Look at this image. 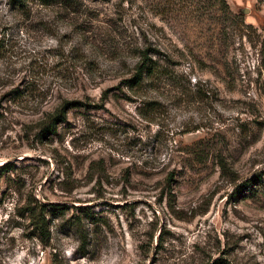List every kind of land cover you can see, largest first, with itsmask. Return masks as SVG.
<instances>
[{"label": "rangeland", "instance_id": "obj_1", "mask_svg": "<svg viewBox=\"0 0 264 264\" xmlns=\"http://www.w3.org/2000/svg\"><path fill=\"white\" fill-rule=\"evenodd\" d=\"M12 1L0 264H264V0Z\"/></svg>", "mask_w": 264, "mask_h": 264}, {"label": "trees", "instance_id": "obj_2", "mask_svg": "<svg viewBox=\"0 0 264 264\" xmlns=\"http://www.w3.org/2000/svg\"><path fill=\"white\" fill-rule=\"evenodd\" d=\"M14 3H19L21 0H13ZM12 1V2H13ZM39 1L42 5L44 6H49V5H54V4H57L59 2H61V4L65 7H72L73 6V2L72 0H37ZM19 5V4H17ZM226 7V5H224ZM146 69L147 70V73L146 75H151L153 70L151 68H145L144 66H141L140 67V70H139V74L137 75L138 76H141L142 74V71ZM141 79H139L138 81H140ZM138 83V82H135V84ZM58 119H64V117L62 116H55L54 119H53V122H51L49 125L46 124L45 126H43V131L44 133L46 134H50V132H53L55 133V123H54V120H58ZM38 207L37 208H34V209H31V221H32V225L34 227V229L37 231L38 235L40 237H45L48 238L49 234H48V224H47V221L45 219V210L46 208H49L51 207L52 210H56V211H59L60 209H58L57 206H53V205H37Z\"/></svg>", "mask_w": 264, "mask_h": 264}]
</instances>
